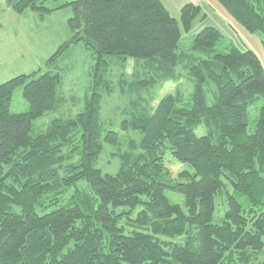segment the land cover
I'll use <instances>...</instances> for the list:
<instances>
[{
    "label": "trees",
    "instance_id": "trees-1",
    "mask_svg": "<svg viewBox=\"0 0 264 264\" xmlns=\"http://www.w3.org/2000/svg\"><path fill=\"white\" fill-rule=\"evenodd\" d=\"M4 1L17 14L49 12L46 0ZM217 2L245 31L264 37V0ZM61 7L74 13L72 38L47 64L83 43L94 57L95 87L100 70L105 76L116 67L120 93L134 98L121 121L123 135L103 126L95 93L84 112L33 134L32 122L62 102L59 75L38 70L0 84V264H264V212H257L264 208V105L249 120L264 96L257 56L236 47L219 52L222 35L212 26L192 36L188 53L178 54L181 33L188 34L201 14L191 3L181 8L179 22L160 0H72ZM128 59L133 70L123 84L120 69ZM179 62L194 84L190 99L185 103L176 90L154 106L155 98L143 92L180 81ZM102 81L110 92L111 79ZM209 82L217 88L210 106L203 89ZM17 89L28 110L12 114ZM106 146L115 174L96 166ZM169 160L186 168L173 177ZM224 179L245 196L249 217L227 194V209L213 222ZM78 182L89 191L77 190L45 212ZM167 191L180 194L183 207Z\"/></svg>",
    "mask_w": 264,
    "mask_h": 264
},
{
    "label": "rangeland",
    "instance_id": "rangeland-1",
    "mask_svg": "<svg viewBox=\"0 0 264 264\" xmlns=\"http://www.w3.org/2000/svg\"><path fill=\"white\" fill-rule=\"evenodd\" d=\"M72 0H62L54 2L46 0L44 6L49 12L40 14L33 11H25L17 14L10 10L4 0H0V84L20 74H30L39 70V75L44 73L58 74L60 85L57 89V95L62 98V102L57 110L45 113L42 117L32 122V133L45 130L54 119H70L77 114L85 111L87 101L92 98L98 99L100 120L108 130L120 132L121 121L128 118V101L133 99L128 90L120 93L118 89L120 78L116 67L114 71L107 77L99 72L100 82L94 85L96 71L94 70V57L89 47L79 44H71L64 52L50 64L47 60L54 55L59 47L69 42L72 33L68 26V20L74 16L70 7L57 8L59 4L70 2ZM169 15L179 22L181 8L188 4H194L201 7V14L194 22L192 30L186 34L181 33V39L177 49V53H188L191 47L192 36L199 32L203 27L212 26L218 29L222 35V39L217 46V50L226 53L232 47L237 49L251 50L261 62L264 69V37L260 32L249 33L237 25L219 6L217 0H160ZM116 58V57H113ZM134 60L128 59L124 64L123 70L126 84L130 81V75L133 70ZM180 74L181 80L178 82H166L162 86H153L148 91L143 92V96H153L155 106L158 101L166 95L174 94L176 90L181 91L183 101L186 103L190 99L194 84L187 75V70L183 68V63L179 62L176 68ZM102 78L111 79L110 92L107 91L105 82ZM109 79V80H108ZM122 83V82H121ZM204 94L207 105H213L217 100V88L214 83L209 82L204 85ZM264 105V96L259 99L256 105L249 112V120L252 122L257 114L259 107ZM28 110V104L21 95V89H17L12 96L9 111L12 114L24 113ZM252 130L249 125L248 131ZM203 128L197 129V134L202 135ZM130 136L140 138L137 133L131 132ZM105 151L99 158L96 166L103 173L115 174L117 165L115 161H111L109 154L110 147L106 146ZM110 161V162H109ZM173 177H177L178 173L186 168L184 165L169 160L166 163ZM190 172L192 170L188 169ZM225 188L222 193L215 198L214 223H219L227 209V194L236 198L243 207V214L249 217L248 203L245 196L234 191L232 186L226 181ZM89 191L84 182H78L72 186L67 194L60 201L47 207L45 212L58 209L61 204L68 201L72 195L77 196V190ZM166 197L173 203L183 207V197L180 194L166 192ZM72 199H70L71 201ZM258 209L257 207H254ZM264 212V208H260L257 212Z\"/></svg>",
    "mask_w": 264,
    "mask_h": 264
}]
</instances>
